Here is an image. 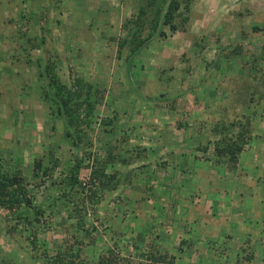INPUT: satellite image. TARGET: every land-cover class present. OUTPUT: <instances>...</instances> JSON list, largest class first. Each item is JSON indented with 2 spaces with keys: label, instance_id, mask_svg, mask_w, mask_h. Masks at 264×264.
Returning <instances> with one entry per match:
<instances>
[{
  "label": "rangeland",
  "instance_id": "1",
  "mask_svg": "<svg viewBox=\"0 0 264 264\" xmlns=\"http://www.w3.org/2000/svg\"><path fill=\"white\" fill-rule=\"evenodd\" d=\"M138 2L80 0L76 4L73 0H0V167H9L11 161L20 157L18 169L22 177L29 178L32 160L41 157L47 147L53 148V155L63 165L61 170L58 167L52 181H41L43 185L39 188L34 185L42 183L32 178L26 187L27 194L33 197V204L47 211L52 209L48 205L57 196V170L65 173L71 165V156L77 151L69 148L62 137L60 121L48 117L46 106L37 99L38 92L33 91L31 85L35 81L36 59L48 55L63 81L79 76L97 84L103 93V102L108 103L104 108L110 110L115 105L123 116L117 126V129L121 128L118 132L128 134L129 143L147 148V156L141 161L130 166H115L119 178L128 173L130 183L119 186L116 191L100 197L97 204H92L97 221L88 206L86 226L95 227L99 236L97 246L87 247L85 254L94 259L98 249L109 245V237L117 225L115 231L121 234L114 237V242L120 254L136 261L141 260L139 254L147 251L143 240L146 233H152L150 240L154 245L169 248L176 264H231L234 256L244 260L246 252L240 248L248 234L236 229L241 220L233 221V216L230 225L228 220L224 226L217 225V219L209 218L224 216L208 210L203 197L200 201H203L204 212L194 216L195 221L191 223H179L178 215L184 213L182 207L191 205L187 201L195 203L192 197L197 195V190L201 191L199 197L205 192L212 197L209 190L213 185L204 177L199 181L200 175L220 176L223 182L230 178L218 169H211L203 158L205 155L188 151L181 131L174 126L178 120L189 125L190 119L198 118L199 112L208 117H220L217 102L228 101L234 91L230 88L222 90L218 81L222 86L226 77L233 80L235 76H245L241 63L251 55H258L264 34V0H191L184 31L170 33L163 28L164 37L146 46L125 66L123 58H116L115 47L108 37L124 35L120 25L125 18L135 15ZM79 9L82 13H78ZM236 12L242 13V17L235 16ZM36 17L42 19L43 29L31 25ZM252 27L261 30L252 31ZM38 30L44 35L42 45L30 47L27 38L38 34ZM241 31L248 32L247 39H240ZM238 44L242 48L241 55L231 60L216 56L221 48ZM261 65L264 67V63ZM165 101L171 102L173 108H165ZM261 105L264 114V100ZM101 116L100 109L97 117ZM98 120L88 132L94 143L101 136V129L106 130ZM127 125L134 127L133 132L126 129L129 128ZM245 150L237 170L251 176L263 173V146L255 140ZM112 172V169L107 170V173ZM190 173L194 176L188 178ZM85 174L84 170L79 175L82 182ZM228 185L234 186V183L226 181L223 186L227 188ZM238 189L245 197L241 204L237 203L242 210L239 219L242 215L250 218L249 211L241 208L250 209V213L264 208V183L252 186L250 194L247 187ZM165 198L171 199L174 205L160 210L159 206L167 204ZM227 207L224 201V211ZM191 210L197 213L195 206ZM4 212L0 210V220L5 221L4 226H0V258L8 259L7 264H36L33 256H40L45 251L52 256L54 245L63 246L72 241V230L66 227L71 221L67 220L63 209L51 221L44 214V225L36 227L40 230L35 235L34 250L25 239L29 236L27 229L19 228L21 223H17L20 231L15 234L4 233L8 226L15 224V220L10 221V215L8 220L3 218ZM262 214L254 219L263 222ZM251 226L260 229L259 235H264V229L257 223ZM191 232L196 235L192 236ZM180 241L183 244H178ZM260 251L255 246L250 249L257 257L252 261L254 264H259L258 261L264 264V254ZM13 252L17 255H11L17 258L15 261L10 256Z\"/></svg>",
  "mask_w": 264,
  "mask_h": 264
},
{
  "label": "trees",
  "instance_id": "2",
  "mask_svg": "<svg viewBox=\"0 0 264 264\" xmlns=\"http://www.w3.org/2000/svg\"><path fill=\"white\" fill-rule=\"evenodd\" d=\"M73 1L76 4L80 2V0ZM138 1L135 15L125 18L120 25L124 35L108 37V41L115 47L116 58H123L125 66L127 61L131 63L146 46L156 40H161L164 37L163 28L166 27L170 33L183 32L191 3V0ZM234 15L242 17L243 14L236 12ZM41 22L42 19L36 17L33 20L34 24L31 23V25L43 29L44 25ZM251 30L259 32L261 29L252 27ZM41 33L42 31L38 30V34L27 38L30 47L36 48L42 45L44 35ZM247 33L241 31L240 39H247ZM43 53H46V50ZM241 53L242 48L238 44L225 49L221 48L216 56L231 60ZM47 56L36 59L35 81L31 85L34 87L33 91L38 92L37 99L46 106L48 117L53 121H60L62 137L69 148L75 153L77 151V154L71 156V165L65 173L57 170L59 176L56 184L57 196L51 200V205H48L52 208L50 211L33 204V197L27 194L26 187L30 178L39 180V183H42L41 181L44 183L45 179L52 181L55 170L58 167L61 170L63 165L53 155V148L48 149L47 147L41 157L32 160L29 178L22 177L18 169V165H21L20 158L11 161L9 167H0V210L5 211L3 218L8 220L7 216L10 215V221L15 220L16 225L21 223L22 228L27 229L29 234L27 236L31 239L28 237L25 239L31 244V250H34L35 235L40 230L36 227L44 222V219L42 220L44 214L51 221L59 216L62 209L64 210L67 220L71 221L66 227L72 230V241L65 242L63 246L54 245L55 252L52 256L47 255L46 251L40 256H33L32 259L36 261V264H176L175 257L168 252L167 246L153 244L150 240L152 233L144 235L143 240L146 242L147 251L139 254L140 261L133 260L129 256H122L114 242V239L121 234L115 231L116 228L118 229L117 225L109 237V245L105 244L102 249H98L94 259L85 254L87 247L97 246L99 236L95 227L86 226L85 217L88 206H90L91 216L97 221L96 210L91 208L92 204H97L104 194L116 191L119 186L130 183L128 173L119 178V172L114 169L115 166H130L141 161L144 156H147V148L129 143L128 134L118 132L121 128L117 129V126L123 116L119 108L113 106L112 103H110L112 105L110 110L104 108L108 103L103 102V93L97 84L85 81L79 76L72 77L68 82L63 81L54 63ZM247 60L241 63V68L246 71L245 76H240V78L235 76L233 80H230L231 77H226L225 84L223 83L222 86L218 81L222 90L230 88L234 91L228 101L224 99L217 102L216 107L220 110V117H208L199 112L198 118L191 117L193 119H190L189 125L182 124L178 120L174 126L176 130L181 131L186 149L191 153L205 155L203 158L209 162L211 169H218L226 175L235 173L236 179L232 188H234L233 192L235 191L241 198L244 194L236 188L247 187L248 193L251 185L263 184L264 181V172L254 174L256 177L250 182L243 180L242 172L236 171L240 157L249 144H254L256 140L264 148V114L261 105L264 100V67L261 65L264 63V34L258 55H251V58ZM128 69L129 67L126 69L127 72ZM164 103L165 108H173L171 102L165 101ZM100 109L102 116L97 117ZM97 118L99 125L104 126L106 130L101 129L102 137L99 135L94 143L88 136V132L92 131V125L95 124ZM127 127L129 128L126 129L133 132L134 127L131 125ZM110 169L113 172L107 173ZM84 170L86 174L82 182L79 175ZM214 172H211L212 176ZM203 177L213 185L210 190L217 191L224 188L225 184L220 181V178L216 176L212 178L209 175H203ZM43 183L34 186L39 188ZM164 201L167 204L159 206L160 210H167L168 207L171 208L174 205L169 198H165ZM182 208L187 212L186 207ZM196 208L197 213L192 210L189 213L198 214L200 208ZM155 211L159 212L157 208ZM188 219L190 216L182 217L179 223L184 220L188 221ZM15 224L8 226L9 228L4 233L6 235L15 234ZM191 233L192 236L196 235V232ZM251 239L254 240V236L248 234L245 244L240 248L242 252H246L244 257L246 262L254 258L250 252L253 247L247 245ZM178 244H183V241ZM11 255L17 257L15 252L10 253ZM12 259L17 260V258ZM7 263L8 259L0 258V264Z\"/></svg>",
  "mask_w": 264,
  "mask_h": 264
},
{
  "label": "crops",
  "instance_id": "3",
  "mask_svg": "<svg viewBox=\"0 0 264 264\" xmlns=\"http://www.w3.org/2000/svg\"><path fill=\"white\" fill-rule=\"evenodd\" d=\"M78 13H82V10L79 9ZM66 37H65V41H66ZM254 156H256V155L254 154ZM183 171H186V170H183ZM236 171H240V170H237V168H236ZM240 172H242V171H240ZM200 174L203 175V173H200L199 172V175ZM190 175H193V174L190 173L188 175V178H189ZM241 176L243 177V180H247V181H250V182H252L254 180V178L256 177L255 175L254 176H250L245 171L242 172ZM202 177L203 176L200 175L199 181L202 180ZM227 177H229L230 179L225 180V182L223 184H226V181L231 182V183H235V179H236L235 173H230ZM216 178H220V176H217ZM188 183H189V180H188ZM263 183H264V181H263ZM252 186L254 188L255 185H251V189L248 192L249 194L251 193ZM223 187H224L223 189L217 190V191L209 190V191H211V193H213V194H211L212 197H209L210 194H207L208 192L207 193L205 192L204 194L203 193L200 194V197H199V193L201 191L197 190L198 193H195L197 195L195 197H192V199H195L196 200L195 203H193V201H189V202L187 201V203L191 204L190 206L184 205L188 209L187 212L184 211V213H181L178 216L180 218H182L181 216H184L183 218L190 216V219H188V221L184 220V221H186L188 223H191V222L195 221L193 219V217L196 216L197 214H191L189 212L191 211V207H194V206L200 208V212L199 213H201V211L204 212L202 210L203 209V201L202 202L200 201V199L203 197V200L205 201V207H207L208 210H210L212 213H217V214H221L222 216H224V217H221V218L220 217H216V218L210 217L209 219H214V220L217 219L218 222H216V224L219 225V226H224L227 220H228V222H227L228 225H230V220H231L230 218H232L233 216H234L233 221L241 220L240 221L241 224L238 225V227H236V229H242V231L244 230L245 233L250 234V235H253L254 236V240H252V239L249 240L248 243H247V245H249L251 247H254V246L257 247V249L261 250L260 253L262 252V254H264V235L263 236L261 234L259 235V233L261 232L260 229L253 228L251 226V225H254L255 223H257L258 226H260L262 229H264V226L262 227V225H264V223H263L264 221L262 219L264 217V214H262V212L264 213V208L261 209L260 211H256V213H254V212H251L250 213V209H248L247 211H249V212H247V211L246 212H247L248 215H250V218H247L246 216L242 215V218L239 219L238 216L241 215L242 210H240V207H238V205L241 204L242 201H244V198L245 197L243 196V198H241V196H238V194L235 191L233 192V190H234V188H232L233 186L228 185L227 188H226V186H223ZM196 188H197V186H196ZM237 189L238 188H236V190ZM104 195H107V193L104 194ZM207 195H209V196H207ZM103 196H101V197H103ZM159 200H162V199H159ZM206 200H207V202H206ZM224 201H225L226 205L228 206L225 211H224V208H223ZM263 201H264V198H263ZM237 203H238V205H237ZM233 205H235L236 207H233ZM241 209H244V208H241ZM258 214H262L263 215V217L261 218L263 222H257L254 219V216L259 217ZM251 216H253V217H251ZM173 218H174V216H172V220H173ZM247 220H248V222L246 224V221ZM254 221H256V222H254ZM0 222H2V223H0V226H4L2 224H4L5 221L3 222V220L1 219ZM249 222H252V224H249ZM65 225H63V226H65ZM17 227L18 226L16 225V231L18 232V231H20L19 228L21 227V225H19V228H17ZM215 232H216V230H215ZM21 233L23 234V232H21ZM242 237L243 236L241 235V238ZM245 238H247V235L245 236ZM256 240H258V242H256ZM256 258L257 257H254L252 260L246 262V261H244L242 259V257L234 256V258L231 259V262L230 263L231 264H254V262H252V261L255 260ZM258 263L260 264V261H258Z\"/></svg>",
  "mask_w": 264,
  "mask_h": 264
}]
</instances>
